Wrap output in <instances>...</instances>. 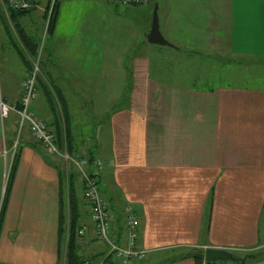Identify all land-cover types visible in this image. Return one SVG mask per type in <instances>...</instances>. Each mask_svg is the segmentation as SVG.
I'll return each instance as SVG.
<instances>
[{"label": "crops", "instance_id": "1", "mask_svg": "<svg viewBox=\"0 0 264 264\" xmlns=\"http://www.w3.org/2000/svg\"><path fill=\"white\" fill-rule=\"evenodd\" d=\"M35 1L31 12L16 16L14 26L0 9V101L16 107L9 113L12 119L4 134L0 116V200L6 190L8 165L4 148L11 153V166L18 156L0 221V264H65L66 239L60 231L64 227L68 233L69 220L63 226L61 218L68 213L70 219L71 201L77 218L79 256L93 264L114 263L108 245L95 236L77 170L70 165V172L69 165L63 168L60 157L49 156L29 126L20 142L14 141L23 84L31 73L22 55L33 65L35 56L29 53L30 48L44 42L41 52L45 53L38 59L40 75H45L46 84L53 79L64 94L69 86L65 87L66 68L57 52L69 49L64 30L70 24L81 25L69 15L72 0H63L53 32L46 36L49 0L44 4ZM113 4L115 18L110 31L114 33L119 20L118 4ZM226 9V28L221 10L219 15L212 10L208 19L210 50L264 59V0H228ZM176 21L174 25L160 18L167 40L166 32L184 26ZM15 26L24 43H31L28 47ZM145 29L147 40L148 23ZM165 49L183 53L179 47L159 48L168 53ZM119 69L116 61L103 66L97 83L84 78L81 95L62 98L66 105L75 104L84 112L80 106L86 104L87 96L93 99L89 105L100 106L96 114L70 113L72 146L76 156L104 163L98 179L109 204L116 242L126 241L128 208L140 217L139 246L148 254L142 263L127 264H207L205 260L199 263L194 253L208 248L236 252L237 258L247 261L263 259L264 76H246L243 84L199 90L168 83L170 71L151 66L148 55L135 57L132 65L124 66V72ZM119 73L126 81L123 86L118 82ZM248 79L261 83L250 84ZM119 86L128 90L122 96ZM34 107L31 110L41 116ZM49 119L51 130L56 131L51 109ZM89 169L97 172L93 165ZM82 230L85 234L80 238Z\"/></svg>", "mask_w": 264, "mask_h": 264}, {"label": "rangeland", "instance_id": "2", "mask_svg": "<svg viewBox=\"0 0 264 264\" xmlns=\"http://www.w3.org/2000/svg\"><path fill=\"white\" fill-rule=\"evenodd\" d=\"M45 1L46 0H42V4H44ZM105 1L106 0H72L71 2V10H73V12L70 11L69 15L72 13L70 16L71 19L77 20V23L81 25L76 26V24H70L69 28L64 30L69 38L66 40L69 49L67 52H57L60 63L66 68L64 77L67 79V85L65 87L68 88L69 86V89H66L64 94H62L63 91L61 92L56 87L53 79L50 81L54 84L61 98L65 97L66 99H70L72 93L81 95L85 90L82 83V79L84 78L90 77L93 85L94 82L97 83L101 76V68L103 66H108L110 63L115 65L116 61V64L122 68L119 69V72H124V66L125 68L129 67L133 64L135 57L144 55H148L151 66L156 67L160 65L165 67L167 71H170L167 74L171 75L168 79V83L179 84L183 87H195L199 90H208L229 84H243L244 81H246L243 77L246 76H264V59L233 57L229 52L225 53L226 50L223 53H216L217 51L210 50L211 46L209 44L208 29L211 25H208V19L212 16V10H216L215 15H219V11L221 10L222 12L224 7L222 12L225 19V21H223V28H226L229 22V9H226L228 0H215V2L220 1L215 4L212 0H144L146 3L137 6L126 4L125 0H111L113 3L115 2L118 4V29L117 32L114 33L110 31V29L113 28V25L110 24H112L115 18L112 10L114 4ZM155 3L160 6L159 16L163 22L168 21L170 24L175 25V23L178 22L176 19H179L184 25L180 27L178 31L172 33L166 32L168 40L175 44V48L179 47L183 52L182 54H172L168 49H165L166 52H168L165 53L159 50L160 46L152 45L147 42L145 27L148 23L151 28ZM215 7L218 8L215 9ZM69 10L68 8L67 12H69ZM89 17L91 19H89ZM86 20L88 22L90 21V24H86ZM82 22L85 24L84 26H82ZM189 23H191V27ZM43 46L44 42L41 44V47ZM43 53L45 52H39L40 56L38 55L37 57L40 58ZM34 60H37L39 65L38 58H34ZM67 69H70V71H67ZM120 75L121 73H119L118 82L119 85L123 86L126 84V81L124 78L121 80ZM45 78V75H43L44 83L47 80V78L46 80ZM247 81L250 82V84L261 83V81L257 79H248ZM47 84L49 83L47 82ZM53 84H51L52 87H54ZM90 91L92 92V89ZM118 91L122 96L123 93L128 90L125 87L121 89L119 86ZM87 97L84 99L86 104L80 106V109H85V112L79 110L75 104L66 105L69 117L70 113L84 115V113L96 114L101 111L99 110L100 106L89 105L88 103L92 102L93 99ZM52 99L56 106L59 105L54 91L52 92ZM35 100L30 104V110L35 106L34 108L37 109L38 113H40L44 119H49L50 104L44 90H40L39 88ZM11 114L1 121L3 134L7 123L12 119ZM50 119L52 118L50 117ZM60 121L62 120L60 119ZM27 126V123H25L23 128L21 124L15 126L14 141L17 143L20 142L21 135ZM5 149L8 150V147H5L4 151ZM7 163L8 165L6 166L3 184L5 188L11 170V153L7 155ZM64 165L65 164H63V168H65ZM72 168L73 167L70 165L68 166L70 172ZM2 200H0V206L2 205ZM67 215L69 217L68 213ZM68 217L66 216L65 224L67 225L69 220ZM64 238L66 239V235ZM233 255H237V253L234 252ZM222 263L227 264L232 262H218L217 264Z\"/></svg>", "mask_w": 264, "mask_h": 264}, {"label": "built area", "instance_id": "3", "mask_svg": "<svg viewBox=\"0 0 264 264\" xmlns=\"http://www.w3.org/2000/svg\"><path fill=\"white\" fill-rule=\"evenodd\" d=\"M6 1L10 7L17 10H24L31 7L29 0ZM55 1L56 0H51L50 10L53 8ZM4 10L6 11L5 5ZM36 61L33 64V71L28 75L23 84V95L21 99L22 107L18 112L20 117L19 125L21 124V127L23 128L25 123H27L34 139L43 147L49 156L60 157L65 165H71L77 170L84 185L85 199L90 205V219L94 225L95 236L97 240L108 245L110 255L112 254L119 264H127L130 262L142 263L145 260L148 251L139 246L141 220L132 207H129L126 215L127 238L125 243L120 244L114 239L109 204L102 194L98 179L99 172L104 168L103 161L99 159H93L90 161V157L86 155H71L66 148L60 147L56 135L51 130L48 121L30 110V104L38 95L37 80L40 71L38 61ZM11 111H16V107L0 101L1 120L6 118ZM8 154L9 151L5 149V159ZM92 165L95 167L97 171L96 173L90 171L89 168ZM84 234V230L80 231V238H82ZM85 264H92V261L87 260ZM241 264H264V258L247 261Z\"/></svg>", "mask_w": 264, "mask_h": 264}, {"label": "trees", "instance_id": "4", "mask_svg": "<svg viewBox=\"0 0 264 264\" xmlns=\"http://www.w3.org/2000/svg\"><path fill=\"white\" fill-rule=\"evenodd\" d=\"M63 0H56L54 2L53 8L50 10L51 7V0L48 1V8H47V13H46V36H49L50 34H52L55 23H56V19L58 16V11H59V7L60 4L62 3ZM125 3L131 6H137V5H142V3H146V1L144 0H125ZM4 5L6 7V11L4 10ZM36 6V2L33 6L24 9V10H17L14 9L12 7H10L7 4L6 0H0V9L2 10V12L6 13L5 15L8 16L10 23L12 26L15 25L16 21V16L19 15H25L28 12H31L34 7ZM159 13H160V6H159ZM160 19V16H159ZM8 23V22H7ZM17 33L19 34V37L21 38L22 42L24 43V37L22 34H20V31L18 30V28L15 26ZM25 44V43H24ZM31 43L28 44V40H27V47L30 45ZM40 45H34L32 44L31 48H30V52L33 56H35V58L38 55L40 56L39 52H41V50L43 49V47H39ZM22 54V53H21ZM22 59L25 63V65L28 67L29 71L32 72L34 69V65L31 64L30 60L22 55ZM39 71H41V67H40V61H39ZM53 84V83H51ZM49 82V85H47L46 83H44L42 76L40 75V73L38 74V80H37V89L39 91V88H42V90H44L45 94L47 95L49 104H50V109L53 115V118L56 123V131H53V133L56 135L58 144L60 145L61 148H66L68 150V152L71 155H75L74 150H73V146H72V139H71V133H70V117L67 111V106L63 100V98H61L59 96V94L57 93L55 86L53 84L54 87H52ZM53 88V89H51ZM55 92L57 99H58V103L59 105H55V103L53 102L52 99V92ZM62 96V94H61ZM22 106H19V108H21ZM60 119L62 121H60ZM49 123V122H48ZM50 125V123H49ZM51 128V127H50ZM65 145V146H64ZM17 158L18 156H16V158H14L13 162H12V166H11V170H10V175L8 177L7 180V185H6V190H5V194L3 197V202H2V206L0 209V221H1V216H2V211L3 208L6 204V200H7V195L8 192L10 190L11 184H12V178L14 177V173L17 167ZM93 158H90V161H92ZM66 170V169H65ZM66 172V171H65ZM70 219H69V229H68V233H65V229L64 227H61V235L65 234L66 235V263L65 264H85V262L87 261L86 259H83L81 256H79L78 253V244H77V239H78V233H77V218L73 215L74 214V207L72 208V201L70 202ZM66 223V217H62L61 218V225L64 226V224ZM205 251L203 250H199L196 253H194V257L198 260L199 263H202L205 260ZM110 258L114 257L112 254L111 256H109ZM108 257V258H109ZM115 258V257H114ZM113 260V259H112ZM92 261V260H91ZM113 262H110L109 260V264H111ZM227 263V262H225ZM113 264H119L116 259L115 262ZM207 264H213V263H207ZM233 264H241V263H233Z\"/></svg>", "mask_w": 264, "mask_h": 264}, {"label": "water", "instance_id": "5", "mask_svg": "<svg viewBox=\"0 0 264 264\" xmlns=\"http://www.w3.org/2000/svg\"><path fill=\"white\" fill-rule=\"evenodd\" d=\"M35 0H29V4L33 6L35 4ZM147 41L156 46H175L169 43V41L163 36L160 29V19H159V5L155 3L153 17H152V25L150 32L147 35ZM248 258H237L233 253L217 248H208L205 250V261L207 263H215V262H232V263H245Z\"/></svg>", "mask_w": 264, "mask_h": 264}]
</instances>
